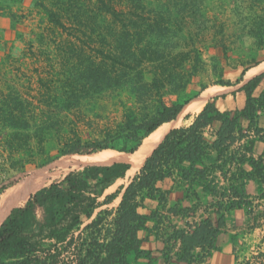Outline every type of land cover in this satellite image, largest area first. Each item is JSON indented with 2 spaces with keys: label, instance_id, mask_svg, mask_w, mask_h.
<instances>
[{
  "label": "trees",
  "instance_id": "1",
  "mask_svg": "<svg viewBox=\"0 0 264 264\" xmlns=\"http://www.w3.org/2000/svg\"><path fill=\"white\" fill-rule=\"evenodd\" d=\"M34 1L44 25L29 33L22 54L30 60L25 67L34 78L30 101L11 85L10 48L5 50V43L0 50V157L16 172L60 156L103 149L136 152L145 138L175 120L207 88L196 83L204 52L216 75L213 85L224 87L241 85L245 73L264 60L260 18L249 30L257 39L253 61L244 63L233 55L221 27L218 41L200 42L207 34V13L199 10L203 0ZM8 18L14 39L24 40L16 29L18 17L12 13ZM110 91L126 92L135 107L127 108L128 115L114 128L84 139L74 112L84 100ZM185 118L190 122L169 130L134 177L113 193L105 194L124 179L127 164H87L29 195L0 224V264L150 260L151 253L142 249L147 237L140 238L139 232L165 209L174 187L165 190L159 183L167 179L201 185L203 192L218 197L210 207L215 219L208 215L174 230L179 252L174 259L164 256L165 264L204 262L218 250L215 241L224 214L245 208L251 215L245 183H264V151L253 156L255 144H264V72ZM53 146L59 147L57 153L47 155ZM217 174L228 186H219ZM5 189L0 187V195ZM119 196L117 206L109 208ZM257 200L264 203V191ZM147 202L155 203L148 213ZM167 212L184 213L176 205Z\"/></svg>",
  "mask_w": 264,
  "mask_h": 264
},
{
  "label": "rangeland",
  "instance_id": "2",
  "mask_svg": "<svg viewBox=\"0 0 264 264\" xmlns=\"http://www.w3.org/2000/svg\"><path fill=\"white\" fill-rule=\"evenodd\" d=\"M34 3V0H0V50L3 49L5 43V50L10 48L13 59H11L8 64L10 66V69L8 68V77L11 80V85L18 89V91H20L29 101L31 100L30 97L35 93H30L34 78L31 77L29 68L25 67V63H30V60H24L22 54L27 48L29 39H31L29 33L31 31L36 32L37 27L44 25L41 12L35 7ZM199 10L207 13L208 18L205 22L207 34L199 38L200 42L211 43L213 40L218 41L221 37L218 33L221 27L223 28L225 35L223 41L232 49L233 55L240 57L244 63L253 61L258 53V50L256 49L257 39L249 32V30L253 27L255 28V23L258 22V18L264 20V0H203L202 6L199 7ZM12 13L18 17L17 21L20 24L16 25V29L23 33L24 40H15L13 31L9 30L10 21L8 20V16ZM261 40L264 42V26ZM1 53L2 51H0V56ZM260 54L264 55V46L260 50ZM201 60L202 64L199 65L196 83L207 86V88L190 101L197 99L205 90L220 86L213 85V82L216 80V75L211 69L208 54L206 52L201 56ZM262 62H264V60ZM30 78H32L31 82L29 80ZM244 83L245 80L243 78L242 84ZM237 87L239 86L227 87L230 89L224 93L210 97L209 100L232 91ZM133 107H135L134 99L126 92L117 93L115 91H110L84 100L74 112V118L80 122L83 131V138L94 139L97 137L99 131L104 130L105 128H114L128 115L125 110ZM136 114L137 117H139L140 112L139 114L136 112ZM186 116L192 117L193 114L186 113L177 117L175 119L177 124L175 125L179 127L188 124L190 120H186ZM175 125L172 123L170 128L172 129ZM58 149V146H53L46 151V154L53 156L57 153ZM75 155L78 154L60 156L47 165L39 168L29 167L24 172L11 170L0 157V187L3 186L7 188L4 190L5 192L17 184L23 183L28 177H33L40 173H51L53 176L48 180L50 183L55 180L59 181L61 177L70 171L83 169L84 165L73 166L71 164L72 158ZM38 159H40L39 156L36 157V161H38ZM131 178L133 177H124V179L118 180L105 192V194L113 193L121 185L125 186ZM117 204L118 203L115 201L109 206V208H114ZM253 207L256 208V206L252 205V209L251 207L249 209L251 215L258 212L257 210H254ZM261 213L262 212L259 211L258 215ZM241 258L239 264H264V252H258L253 256H241Z\"/></svg>",
  "mask_w": 264,
  "mask_h": 264
},
{
  "label": "crops",
  "instance_id": "3",
  "mask_svg": "<svg viewBox=\"0 0 264 264\" xmlns=\"http://www.w3.org/2000/svg\"><path fill=\"white\" fill-rule=\"evenodd\" d=\"M263 151L264 144L256 143L253 156L257 157ZM244 169L249 170V167L244 166ZM217 176L219 186H228L226 180L221 178L219 174ZM159 186L165 190L170 189L171 186L174 189L169 194L165 209L160 211V218L147 222V230L139 232L140 238L147 237V240L142 244V249L150 252L151 258L150 260L140 259L136 264H165L164 256H172L173 258L180 249L179 242L172 237L174 230L185 229L187 224L197 222L208 215L214 219L216 217L214 214H210L213 212L210 207L218 200V197L203 192L201 185L188 186L167 179L159 183ZM243 190L253 205L256 206L253 209L258 212L249 215L245 208H241L225 213L224 226L215 241L218 250L211 252L204 262H196L195 264H239L242 259L241 256H253L258 252H264V203L257 200V197L264 191V183L248 180ZM175 205L184 213L179 212L173 215L167 212L169 208ZM154 208V202H147V210L144 212L148 213L150 209ZM259 211L262 212L260 215H258ZM148 230L150 231L148 232ZM199 251L196 249L194 254H198ZM171 264L176 263L171 261Z\"/></svg>",
  "mask_w": 264,
  "mask_h": 264
},
{
  "label": "bare ground",
  "instance_id": "4",
  "mask_svg": "<svg viewBox=\"0 0 264 264\" xmlns=\"http://www.w3.org/2000/svg\"><path fill=\"white\" fill-rule=\"evenodd\" d=\"M262 72H264V62L253 68H250L245 73V82L251 80L253 77L259 75ZM229 89L230 88L227 87L215 86L205 90L197 99L186 104L178 117L186 113L196 115L201 111L210 97L224 93ZM172 123H174V125L177 124L176 120H173L158 127L153 133L143 140L140 147L132 155L129 153H120L116 150L107 149L85 155H75L72 158L71 164L73 166H80L87 164L111 165L116 162L131 163L132 167L126 172L125 177H134V175L141 168L145 159L152 153V151L161 142L165 134L171 129L170 125H172ZM175 127L177 126L175 125L172 128ZM52 176L53 175L51 173H40L36 176L28 177L23 183L13 186L10 190H6L0 196V224L15 206L25 201L29 195L47 186L50 183L48 180L52 178ZM118 202L119 198L116 200V203Z\"/></svg>",
  "mask_w": 264,
  "mask_h": 264
},
{
  "label": "water",
  "instance_id": "5",
  "mask_svg": "<svg viewBox=\"0 0 264 264\" xmlns=\"http://www.w3.org/2000/svg\"><path fill=\"white\" fill-rule=\"evenodd\" d=\"M240 84V83H239ZM236 85V86H239V87H237L236 89H233L232 91H235V90H237V89H239L242 85H244V84H246V83H244V84H242V85ZM235 87V86H234ZM232 91H229V92H232ZM229 92H227V93H229ZM227 93H225V94H227ZM140 147V146H139ZM138 149V148H137ZM121 153V152H120ZM134 153V152H133ZM133 153H129V154H133ZM123 163V162H122ZM115 164V163H114ZM124 164H127L128 166H129V169L132 167V164L131 163H124ZM118 198H120V196L118 197Z\"/></svg>",
  "mask_w": 264,
  "mask_h": 264
},
{
  "label": "built area",
  "instance_id": "6",
  "mask_svg": "<svg viewBox=\"0 0 264 264\" xmlns=\"http://www.w3.org/2000/svg\"><path fill=\"white\" fill-rule=\"evenodd\" d=\"M261 202V201H260Z\"/></svg>",
  "mask_w": 264,
  "mask_h": 264
}]
</instances>
